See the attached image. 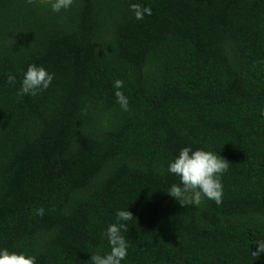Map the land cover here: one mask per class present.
<instances>
[{
    "label": "trees",
    "instance_id": "trees-1",
    "mask_svg": "<svg viewBox=\"0 0 264 264\" xmlns=\"http://www.w3.org/2000/svg\"><path fill=\"white\" fill-rule=\"evenodd\" d=\"M29 63L54 79L20 96ZM262 111L264 0H0V247L89 264L127 208L122 264H264ZM187 145L229 163L219 206L167 194Z\"/></svg>",
    "mask_w": 264,
    "mask_h": 264
},
{
    "label": "clouds",
    "instance_id": "clouds-1",
    "mask_svg": "<svg viewBox=\"0 0 264 264\" xmlns=\"http://www.w3.org/2000/svg\"><path fill=\"white\" fill-rule=\"evenodd\" d=\"M29 3L32 0H28ZM73 0H50L51 10L59 13L67 10ZM129 9L137 20H143L146 15H151V8L140 3H130ZM8 82L15 84L17 77L8 76ZM54 79V73L48 71L43 65L29 63L22 72L18 95L37 96L47 90ZM115 89L114 96L120 108L127 111L129 108L128 97L121 89L124 81L115 79L112 82ZM264 115V111L261 112ZM229 163L219 154L205 148H193L191 145L179 149L167 164L168 173L179 178V183H173L166 191L167 194L180 205H199L202 198L214 201L217 206L222 203L224 186L221 176L227 172ZM36 214L43 216L44 208L36 209ZM133 218L126 209L116 211V220L107 225L102 233V238L107 242V250H97L90 255L89 264H122L128 255L129 243L123 234L125 223ZM256 250L250 252L252 257L264 254V238H259L254 243ZM0 264H36V256L26 251L10 250L0 247Z\"/></svg>",
    "mask_w": 264,
    "mask_h": 264
}]
</instances>
